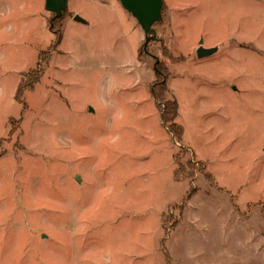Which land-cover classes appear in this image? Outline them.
I'll use <instances>...</instances> for the list:
<instances>
[{
    "label": "rangeland",
    "instance_id": "1",
    "mask_svg": "<svg viewBox=\"0 0 264 264\" xmlns=\"http://www.w3.org/2000/svg\"><path fill=\"white\" fill-rule=\"evenodd\" d=\"M44 2L0 0V264H264V0H162L145 48Z\"/></svg>",
    "mask_w": 264,
    "mask_h": 264
},
{
    "label": "water",
    "instance_id": "2",
    "mask_svg": "<svg viewBox=\"0 0 264 264\" xmlns=\"http://www.w3.org/2000/svg\"><path fill=\"white\" fill-rule=\"evenodd\" d=\"M68 0H45L44 8L47 12L54 15V19H58L62 16V13L67 8ZM122 8L127 11L140 25L145 35V44L149 42V35L153 34V26L158 23L161 18V10L163 7L162 0H118ZM73 20L84 24L85 21L78 15L73 16ZM202 44V41L199 42ZM213 53V50H208L203 47H199L196 51L198 58L209 56ZM91 112L92 109L90 108Z\"/></svg>",
    "mask_w": 264,
    "mask_h": 264
},
{
    "label": "trees",
    "instance_id": "3",
    "mask_svg": "<svg viewBox=\"0 0 264 264\" xmlns=\"http://www.w3.org/2000/svg\"><path fill=\"white\" fill-rule=\"evenodd\" d=\"M151 93L154 99L157 101V105L160 110L159 112L161 122L165 125V128L168 130V132L172 134L176 140H179L182 135V129L175 123V117L177 116L178 109L176 102L166 98L164 88L160 87L158 90H155V88L152 87ZM159 100H161V103L163 104L162 108H160Z\"/></svg>",
    "mask_w": 264,
    "mask_h": 264
},
{
    "label": "crops",
    "instance_id": "4",
    "mask_svg": "<svg viewBox=\"0 0 264 264\" xmlns=\"http://www.w3.org/2000/svg\"><path fill=\"white\" fill-rule=\"evenodd\" d=\"M210 264H219V263H217V260H216V258L214 257V259L211 260Z\"/></svg>",
    "mask_w": 264,
    "mask_h": 264
}]
</instances>
